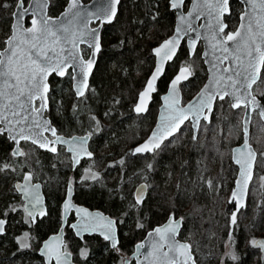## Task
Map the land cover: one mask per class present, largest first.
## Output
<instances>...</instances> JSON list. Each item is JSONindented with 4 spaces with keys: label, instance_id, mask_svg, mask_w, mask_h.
Instances as JSON below:
<instances>
[{
    "label": "snow or ice",
    "instance_id": "obj_1",
    "mask_svg": "<svg viewBox=\"0 0 264 264\" xmlns=\"http://www.w3.org/2000/svg\"><path fill=\"white\" fill-rule=\"evenodd\" d=\"M241 2L244 8L239 22L235 29H231L224 19L226 14H232L230 0H167V7L177 16V24L172 35L153 49L157 66L145 82L143 90L138 93L132 109L138 115L148 111V104L152 93L156 91V81L163 74L164 65L178 58L177 53L183 41L188 46L189 57L199 55L209 66V79L192 101L182 105L179 85L194 74V68L189 61L181 64L171 81V91L164 98V111L157 127L143 144L131 150L130 155L155 156L162 150V145L167 147L165 140L175 142L170 137L175 136L185 122L191 124L192 141L197 143L198 137L209 131L208 125L213 123V112L217 107L223 110L227 105L236 115L243 113L240 129L243 143L232 153V159L238 167L235 187L230 190L227 198V203L233 207L225 214L227 236L220 264H241L235 238L240 227L238 214L246 206L249 186L256 187L254 167L257 158L264 160V150H258L252 144L253 140L264 135V101L258 98L264 96V0ZM119 3L120 0H107L106 4L91 10L81 0H67L61 16L52 17L46 12L50 0H15L14 5L0 0V9H13L9 34L0 48V137L12 147L8 157L0 159V172H15L14 164L21 158L26 162L29 153L22 149V143H31L37 149L55 155L66 149L69 167L73 170L74 166H82L81 160H93L94 154L88 150L87 144L99 129V121L95 116L91 118L93 124L85 136L65 138L60 135L47 116L53 99L48 78L53 74L69 76L74 82L76 99L83 102L90 98L89 93L93 90L88 80L93 74L97 56L102 51L99 27L112 23L117 16ZM157 15L154 14L153 19ZM26 20L29 25L27 27ZM200 20L204 22L197 24ZM93 21H97L99 27H90ZM201 40L206 42L207 47L203 53L198 54L196 45ZM73 107L78 108V104ZM253 114L258 119L254 120ZM217 127L214 125L212 131L215 132ZM217 135L227 139L231 130L219 128ZM198 146L205 147L203 144ZM124 163L123 159L119 161L120 165ZM202 164L203 160L198 161V165ZM153 170V163H147L146 171ZM206 170V165L199 168V183L219 193L222 185L214 184L211 178L206 177ZM256 178L264 182V175H257ZM33 179L31 171L24 172L22 181L17 182L13 188L22 195L23 203L19 207L6 209L0 216L22 208L28 217L24 222L31 225L37 217L48 215L43 207L41 184L33 183ZM99 179V174L88 167L84 168L82 180L73 178L67 182L62 203V224H67L82 240L86 234L99 233L119 253L118 225L124 221L89 212L73 202L75 184ZM149 186L146 182L136 190L133 208L143 205L145 190ZM203 211L200 205L193 203L189 218L194 221L197 214H200L199 218L203 220ZM73 213L76 221L69 224L67 218ZM184 221L185 217L170 213L166 223L149 231L146 241L137 244L131 256H121L118 264H197L192 244L177 239ZM6 224L7 221L0 218V235L4 234ZM137 227L144 228L143 222L138 220ZM60 231H63V227ZM30 239L29 232H24L17 238L18 248H30ZM247 246L258 250L264 264V238L253 235L247 239ZM41 255L47 258V264H71V253L60 235L53 236L44 244ZM80 255L87 260V249L82 248Z\"/></svg>",
    "mask_w": 264,
    "mask_h": 264
},
{
    "label": "trees",
    "instance_id": "obj_2",
    "mask_svg": "<svg viewBox=\"0 0 264 264\" xmlns=\"http://www.w3.org/2000/svg\"><path fill=\"white\" fill-rule=\"evenodd\" d=\"M65 1L66 0H54V3L49 7V15H58L62 11ZM128 1L131 7L125 0H121L114 21L102 27V51L98 55L97 64L90 79V88L93 91L90 93V98L86 101L85 106L75 109L72 107V109H70V103L76 102L77 99L73 91L69 88V76H65L61 79L51 76L49 82L50 84L53 83L54 92L52 93L53 99L51 101V107L47 113L58 131H61L60 128L65 126L69 130L68 132L74 131L79 133L81 129L88 132L90 126L93 124L91 119L93 116H95L97 120L99 119L100 127L96 130L97 132H101V128L107 125L103 132V137H105L107 146L106 149L103 150V153H101L100 158L102 160H100L103 161V164L105 161L108 162V169L104 170V172H108V177L104 176L101 183L100 181L96 183L92 181L88 184H83V188L87 189L82 188V191L76 192L74 194V199L79 204L85 205L91 209L101 210L110 216L126 215V217L123 216V225H119V243L121 251L124 252H130L132 247L144 237L147 230L163 223L164 215L172 206L177 209L184 205L190 206L191 212L193 203H196L204 209L202 214L203 220L199 218L200 214H197V218L194 221L191 219L188 224H186V222L184 223L178 235L179 240H183L182 237L186 228H193L198 234L202 233V231L205 232L206 235L213 233L214 231L207 233L209 229L208 225H211V229L214 228L213 224L216 220L214 213L218 212L221 201L216 199L217 197H215L213 191L209 193V197H206L208 193H202L204 195L200 194L197 188H201L203 185H199L198 182L194 184V181H197L200 176L198 167L200 165H198V161L203 160V162H205L207 160L208 164L214 163L215 161L226 162L224 157L222 160L217 154H209L207 158L205 154L201 153L199 150L190 151L183 147L171 149V151H168L166 156L155 166L158 172V176L155 180L157 184L155 195L152 196V192L149 193L150 195L146 197L143 205L136 207L137 209L132 207V190H134L137 185L134 189L132 188L137 179L136 175L142 170H140V162L142 164V161L147 160L149 156L147 154L144 156L130 155L129 151L131 152L134 144H132V146L129 144V146L127 143L129 138L136 135L140 136L145 126L147 128L152 127V118L149 119L148 116L153 110V105L151 104L146 113L148 115L144 119V123L136 122L137 118L131 116V106L134 101L135 93L137 89L145 83L151 72H149V68L152 66L149 46L146 48V51L140 49L139 46L144 42L145 28L149 25L155 29V32L152 34L153 41L164 38L165 34V37H167L174 23V14L167 7V0ZM3 2L10 3L12 0H3ZM239 8V3L234 0L231 5L232 14L226 17V22L229 24L230 28H232L231 26H233V24L235 25L233 22L235 19L237 22ZM157 13L156 19H153V15ZM9 20L10 13L6 12L5 9H0V48L4 45L2 40L3 36L8 31ZM137 29H140V31H137ZM154 46H156V44ZM187 54L188 50L183 43L180 47L178 58L167 64L164 74L157 83L162 91L165 90L172 78L177 67V62L183 57L186 58ZM197 66L196 76L193 79H189L183 88V97L186 99H188L193 92L195 93L197 91L198 88L196 89V87L205 79V67L202 64H198ZM136 71L141 74L139 78L135 76ZM58 85L61 86L57 88ZM156 99L157 97L155 96L153 101H156ZM156 102H158V100ZM55 108L57 111H55ZM218 109L219 108L214 109L213 119ZM71 115H74L73 117H79L82 122L80 123L77 119L80 124L74 123ZM59 121L61 122V126L59 125ZM149 132L150 129L143 139L147 137ZM100 134L101 133H99V135ZM96 135L97 133L94 135V138ZM10 147L11 144L3 137H0V159L8 157ZM126 148L129 149L122 152L123 149ZM55 156L56 155L49 152L38 150L36 158L34 159L36 168L39 169V176L42 175L41 172H43L45 175L47 174V176H50L52 180L56 179L57 181V183L52 184V186L50 183V191L46 192L49 206L48 216L41 220H37L35 224H28L26 227L27 232H29L32 236L31 238H33L34 245L31 249H19L16 240L17 237L15 236V229L10 233L6 232L0 239V247L4 246L3 253L0 254V264H43L41 258L37 255L36 249L39 244L50 233L56 231L60 225V214L58 210L61 202L60 193L65 185L64 175L70 171L69 160H67V166H62L60 165V161L56 160L58 156ZM96 157L97 156L94 155V159H96ZM121 159L125 161L124 165L119 164ZM67 161L65 163H67ZM88 162L90 161H83L81 165L84 166ZM54 164L56 165L55 167H53ZM58 165L59 168H63L61 173L57 170ZM231 165L233 169L236 170V166L232 162ZM80 167L81 166L74 171V175L77 176ZM144 170H146V167ZM144 172L148 175L147 171ZM144 172L143 174H146ZM12 173L13 172H0V213L9 209L12 206L10 203L14 200L11 187V179H13L11 178ZM168 175L170 177H168ZM162 180L165 181L166 185L162 184ZM128 181L130 183H128ZM177 182L180 184V190H177V186H175ZM128 184H131L130 187H128ZM175 191L182 193L177 195ZM257 197L255 201H253L254 199H250L249 203L248 201L246 202V209L251 208L252 211L248 220V225L250 226L249 230L251 231H256L264 226V194H259ZM151 199L152 201L150 202ZM169 202L173 204L170 205ZM230 208H232V205L228 204L227 210ZM246 209H241L239 214L245 212ZM12 212L13 211H9L7 214L9 216L7 223L11 221L9 214H12ZM138 220L143 222L144 228L136 227ZM124 229L126 230L125 232ZM235 236H237L236 247L241 255V264H254L251 253H247V249H244L242 245L245 233L241 231L238 233L236 232ZM207 238L205 236L207 248L214 246L215 249L217 243L213 239L212 234L209 237L207 236ZM66 240L67 249L73 252L74 260L78 264H117V255L113 252V249L108 246V243L100 237H85L82 241L77 239L71 230L68 229L66 231ZM82 248L87 249L88 258L87 260L80 261L79 249Z\"/></svg>",
    "mask_w": 264,
    "mask_h": 264
},
{
    "label": "rangeland",
    "instance_id": "obj_3",
    "mask_svg": "<svg viewBox=\"0 0 264 264\" xmlns=\"http://www.w3.org/2000/svg\"><path fill=\"white\" fill-rule=\"evenodd\" d=\"M66 1L64 3L63 7L65 6ZM82 1L87 2L88 0H82ZM125 1L131 7V5L129 4V1L128 0H125ZM120 2H121V0H120ZM14 3H15V0H12V2H10L8 4L9 5H14ZM52 3H54V0H50V5H52ZM119 5H120V3H119ZM12 10L13 9L11 7L8 8V9H5L6 12L10 13V20H9L8 31L3 36V40H2L3 42L5 41V39L7 38L8 34H9V28H10V24H11V21H12V18H11ZM239 10H238V13H239ZM173 14H174V12H173ZM174 18H175V14H174ZM173 25H174V23H173ZM173 25L170 28L171 32H170L169 35L172 34ZM234 26H232L231 29H233ZM137 31H140V29H137ZM154 32H155V29L151 25L147 26V28H145V34H144L145 35L144 36L145 39L143 40L144 42H142L141 45L139 46L140 49H142L143 51H146V48L149 46V51H150V55H151V58H152V66L149 68V72L151 71V69H153V64H154V56L152 55V52H151L152 48L155 47L154 46L155 44L156 45L159 44L163 39H165V38H167L169 36L168 35L167 37H165L166 36V34H165L164 38H159L156 41H153L152 40V34ZM101 40H102V36H101ZM201 49H202V45L199 43V45L196 48V51H197L198 54L201 53ZM178 54H179V52H178ZM178 54H177V57H178ZM186 56H187L186 58L183 57L180 61L177 62L176 70L185 61H189L190 63H193L194 74L190 78V79H193L196 76V73H197V67H198L197 65L198 64H202L203 65V61H202V58L199 55L193 56L191 58L188 57V54ZM176 70H175V72H176ZM135 76L137 78H139L141 76V74L138 71H136ZM206 76H207V74H206V70H205V79H204V81H202V83H200L198 85V87H196V89L198 88L197 91L199 90V88L205 82ZM186 82H184V84H182V86H181L182 88L181 89L184 88V86L186 85L185 84ZM143 84L139 87V89H137V91L135 93L134 101L132 103L131 109L133 108V104H134V102L136 100V97H137L138 93L142 90V87L144 86ZM61 85H58L57 88L59 86H61ZM50 87L52 89V91L50 92V95L52 96V93L54 92L53 91L54 90L53 83L50 84ZM69 88H70L71 91H73L72 90V86H71V79L69 80ZM90 93H92V92H90ZM90 93H89V95H90ZM193 93L190 95L189 98H191L195 94V93L194 94ZM73 94H74V92H73ZM260 97H263V99H264V96H260ZM189 98L186 99L185 97H183L182 98V102L185 103L187 100H189ZM74 104H76V105L78 104V108H80L82 106H85L86 101L82 102V101H78L77 100L76 102H72V103H70V106H69L70 109H72ZM50 107H51V102H50ZM55 111H57L56 108H55ZM154 114H155L154 110H152L151 114H149V116H148L149 119L152 118L151 125H153L154 120H155V115L156 114L155 115ZM147 115L148 114H145V115H134L133 111H132V115L131 116L137 118L136 119L137 121L135 120L136 122H143L144 123V119L147 117ZM71 116L73 117L74 115H71ZM242 117H243V113H241L238 116L227 105H225L223 110L219 108L218 111L215 114V117L213 119V123L208 125L209 131L203 133L202 135H200L198 137V142L197 143H193V141H192V136H193L192 135V129L187 124L188 122L185 123V125L181 128L179 133L176 134L173 138L170 139V140H173L175 142L174 143H169V141H167L166 143H164L165 145H167V147H164L162 145V150H159L158 154H156L155 156H153L151 154H147L149 156L147 158V160L142 161V164L140 162V167H141L140 170L141 169L142 170L138 172V174L136 175L137 177L134 176L138 180L136 179L132 189H134V187L136 185H138V183H141V182L142 183H146L147 182L150 185L148 187V192H147V196L149 197V195H150L149 193L152 192V196H153V195H155V193L157 191V184L155 183V180H156V177L158 176V174H157L158 172H157L155 166H156V164L159 161H161L163 159V157L166 156L168 151H171V149L183 147V148H186V150H190V151L199 150V151H201V153H204L207 158L209 157V154L210 155L211 154H217V155H219V157L222 160H223V157L225 158L226 162H224V163H223V161H221V162L220 161L219 162L215 161L214 163L212 162V163L208 164L207 160H206L205 162H203L202 165L198 166L199 168H202L204 165H206L207 166V170L204 173V175L206 177L211 178L213 180L214 184L222 185V188H221L219 193H215L214 192L215 197H217L216 199L218 201H221V206L219 207L218 212L214 213V216H215V219H216L215 223L213 224V227H214L213 229L214 230L211 229L212 227H211L210 224L208 225L209 229L207 230V233H211L212 231H214L211 234H212L213 239L217 243L216 248L214 249V246H211V247L207 248V245L205 244V236L207 238V236L209 237L211 234L210 235H208V234L206 235L205 232H203V231H202V233L198 234L196 232V230H194L193 228H190V229L186 228L184 230V233H183L184 234L183 237H182L183 241L189 242L193 246L194 259L197 261V264H220L221 252L224 250L223 249V244H224V240L226 239V236H227V229L225 227V224H226V215L225 214L227 212V207H228L227 198L229 196L230 190L233 188V182H234V179L236 177V170H237V168H236V170H234L232 165H231V162H232L231 161V148L236 146V145H238L237 143L240 144V142L242 141V132L240 130L241 127H242V125H241ZM77 119L80 121V123L82 122L79 119V117L78 118L77 117H73V122L76 123V124H80L77 121ZM253 119L254 120L258 119L255 116V114H253ZM50 120H51V118H50ZM52 123H53V121H52ZM60 123L61 122L59 121V125H60ZM203 123L204 122H202V124ZM214 125L218 126L215 132L212 131V128H213ZM105 127H107V125ZM104 128H101V132H97L96 131L97 135L95 136V138H94V135H93V138L91 137V139H90V149L94 152V155L97 156L96 159L93 158V160H91L92 162L90 161V162L86 163L84 166H81L80 169L77 172V176L71 174V168H70L69 173H66L64 175L65 176V185L63 186L64 188L61 190V193H60L61 194V196H60L61 200L63 199V197L65 195V186H66L67 182L70 179H73V178L75 180H78V181L82 180L84 168L91 167L93 169V171H95V172H97L99 174L100 179L96 180V181H93L95 183L98 182V181H100V183H101V181L104 179V176L108 177V172L107 171L104 172L105 169H108L107 168V163L108 162L105 161L104 164H103V161H101L102 159L100 158L101 153H103V150H105L106 146H107L106 141H105V137H103V132L105 130ZM219 128H223V129H225V131L231 130V135L227 139L222 138L221 136L217 135V132L219 131ZM60 129H61V131L57 130L60 135L64 134V135L70 136V135H73V134L82 135V134L88 133L84 129H81L79 131V133L78 132H74V131L68 132L69 130L65 126L61 127ZM149 129H151V127L147 128L145 126L144 129L141 131V135L140 136L136 135V136H134L132 138H129L127 145L131 144V146H132V144H134V146H135L137 143H139L140 141L144 140L143 138L145 137V135L147 134ZM99 133H101V134L99 135ZM198 144H203V145H205V147L201 148V147L198 146ZM252 144H253L254 148H257L258 150H264V135H261L258 140H253ZM21 145H23V146H21L22 149L26 153H29V156H28L26 162L24 161V158H21L20 161L15 162L14 166L16 167V171L11 174V178H13V179L10 178L12 180V181L10 180L11 181V185H13L14 181L21 180L23 172L31 171L33 173L34 180L37 179V180H41L42 182L44 181L43 189H44V192L46 194V192L50 191V188H51L50 187V183H51V186H52V184H56L57 183L56 179L52 180V178L50 176H47V174L45 175L43 172H41L42 175L39 176V174H40L39 173V169L36 168V165L34 163V159L36 158V153H37V151L39 149H37L35 146H31L30 144L29 145L28 144H21ZM10 149H11V147H10ZM128 149L127 148L123 149L122 152H125ZM63 151L64 150H61L59 155H56L55 157L58 156L56 158V160L60 161V165L67 166L68 165V161L67 160H69V157ZM129 153H130V151H129ZM62 154H64V155H62ZM66 161H67V163H65ZM81 161L83 162L85 160H81ZM69 162H70V160H69ZM147 163H153V165H154V170L151 171V172H148V175H147L146 172H144V171H146V170H144V168L146 167ZM57 170H59L60 173H61L63 168H59V165H58ZM263 171H264V160H260V158L258 157L257 161H256V165H255V171H254V181L256 183V187L252 188V186L250 185L249 195H248V198H247L248 200H246V202L248 201V203H249L250 199H254L253 201H255V199L257 200V198H258L257 195H259V194L263 195L264 194V186H261L262 184H264V182H261V181H259L256 178L257 175H264ZM143 172L146 173V174H143ZM60 173H58V174H60ZM223 175H226V176H223ZM218 176H221V177H218ZM145 177H147V181L143 180V179H145ZM168 177H170V176L168 175ZM129 181H128V183H130ZM90 182H92V181L89 180V181H84L82 183L75 184L74 185L75 193L78 192V191H82L81 190L83 188L82 185L83 184H88ZM194 182H195L194 184H196V182H198L199 185H202V184L199 183V178H198L197 181H194ZM162 184L166 185L164 180H162ZM130 185L131 184H128V187H130ZM177 185L180 186L179 182H177L175 184V186H177ZM11 187H12V191H13V186H11ZM179 188H181V187H179ZM83 189H87V188H83ZM177 190H180V189L177 188ZM197 190L200 192V194L208 193V194H206L207 195L206 197H209L208 195H210L209 193L212 191V190H209L205 186H203L201 188H197ZM175 193L177 195H179L182 192L175 191ZM202 195H204V194H202ZM14 199L15 200H13V202L10 203V205L12 204V206H13V203H15V201H16V198H14ZM151 201H152V199L150 200V202ZM254 203H256V202H254ZM21 204L22 203H20L19 206ZM169 204L171 205L173 203L169 202ZM14 206L18 207V204H16V205L14 204ZM232 207H233V205H232ZM244 208L246 209V206ZM135 209H137V208H135ZM172 212H174L177 217H181V216L185 217L184 223L186 222V224H188L189 220H191V218H189L190 206H185L184 205V206H180L178 209L176 207H174V206L170 207L169 210L167 211V213L163 217V222L167 219L169 214L172 213ZM251 212H252L251 208H247L245 210V212H243L241 214H238V222H239L240 227H239V230L237 231V233L240 232V231L242 233H245V236L243 237V240H242V245H243L244 249H247V253H251V255H252L251 258H252L254 264H256V263L262 264V262L260 260V253L258 252V250L251 249V248H249L247 246V239L249 237L253 236V235L256 236L257 238H264V226L261 227L260 229L256 230V231L249 230L250 226L248 225V220L250 218ZM123 216L126 217V215L111 216V217L114 218V219L123 220ZM10 218H11L10 219L11 221H10V223H8V226H7V232L8 233L12 232L15 229V236L17 238H19V237H21L23 235L24 232H27L26 227L28 226V224L25 223L24 221L28 217H27L26 214H24V211H23L22 208H20V210L18 212L14 211L13 214H10ZM208 221H210V220H208ZM206 223H208V222H206ZM206 223H203V224L207 225ZM19 225H22V226H19ZM119 225H123V223L119 224ZM136 227H137V224H136ZM25 229H26V231H25ZM149 230H147V231H149ZM22 231H23V233H22ZM125 231L126 230L124 229V232ZM30 237H32V236L30 235ZM235 238H236V243H237V236H235ZM207 239H209V238H207ZM210 239H211V237H210ZM29 243L31 244V247L28 248V249H31L32 246L34 245L33 238L30 239ZM3 249H4V246H1L0 247V254L3 253L2 252ZM79 250H81V249H79ZM132 251H133V247H132L130 252L121 251V252L117 253L116 251L113 250V252L117 255V260L118 261H119V258L121 256H129ZM214 258H215V260H214ZM79 260L80 261L81 260H85L83 257H81L80 252H79ZM118 261H117V264H118Z\"/></svg>",
    "mask_w": 264,
    "mask_h": 264
},
{
    "label": "water",
    "instance_id": "obj_4",
    "mask_svg": "<svg viewBox=\"0 0 264 264\" xmlns=\"http://www.w3.org/2000/svg\"><path fill=\"white\" fill-rule=\"evenodd\" d=\"M29 2H30V0H29ZM237 2H239L240 4H241V6H242V9L244 8V5L242 4V2H241V0H237ZM81 3L84 5V6H86L87 8H89V9H91V10H94L95 8H97V7H99V6H101L102 4H106L107 3V0H89V1H87V2H83L82 0H81ZM66 4H67V1H66ZM66 4H65V6L63 7V9H62V11L57 15V16H52V17H60L61 16V14L65 11V7H66ZM118 8H119V5H117V13H118ZM46 12H47V15H49L48 13H49V7L46 9ZM241 13V12H240ZM175 14V13H174ZM50 16V15H49ZM226 16H228L227 14L225 15V17ZM225 17H224V19H225ZM239 17H240V14H239ZM239 17H238V22H239ZM114 21V20H113ZM112 21V22H113ZM12 22V21H11ZM204 21L203 20H200V21H197V24H200V23H203ZM92 24L93 25H95V26H92ZM108 23H105V24H103V25H107ZM111 24V23H110ZM176 24H177V16H176V14H175V18H174V25H173V29H174V27L176 26ZM25 26L27 27V26H29L28 25V20H26L25 21ZM90 27H92V28H97V27H99V24H98V22L97 21H93L90 25H89ZM103 27V26H102ZM102 27H99V31H100V35H101V31H102ZM173 29H172V32H173ZM201 31H203L202 29H201ZM172 35V34H171ZM171 35H169V36H171ZM168 36V37H169ZM167 37V38H168ZM167 38H165V39H167ZM165 39H163V40H165ZM6 40V39H5ZM162 40V41H163ZM161 41V42H162ZM184 42L182 41L181 42V45L183 44ZM199 43L202 45V49H201V53H203L205 50H206V42L205 41H203V40H201V41H199L198 43H197V45H196V48H197V46L199 45ZM157 46V45H156ZM155 46V47H156ZM185 46H186V48H187V50H188V46H187V44L185 43ZM81 47H83V45L81 46ZM155 47H153L152 48V50H151V52H152V55H153V49L155 48ZM154 56V55H153ZM189 56V55H188ZM201 57V56H200ZM189 58H191V57H189ZM202 58V57H201ZM97 60H98V56H97V59H96V64H97ZM202 61H203V65H204V67H205V70H206V74H207V76H206V80H205V82L203 83V85L199 88V90L186 102V103H182V94H181V90L179 91V98H180V101H181V104L182 105H186L188 102H190V101H192L196 96H197V94L200 92V90L203 88V86L207 83V81H208V79H209V72H208V65L207 64H205L204 63V60H203V58H202ZM172 61H170V62H168V63H171ZM168 63H166L165 65H164V70H163V74H164V71H165V68H166V65L168 64ZM156 66H157V58L156 57H154V66H153V69L151 70V72H150V74H149V76L147 77V79H149L150 77H151V75L154 73V71H155V68H156ZM94 69H95V67H94ZM94 69H93V71H94ZM179 70V69H178ZM178 70H177V72H176V74L178 73ZM71 71V70H70ZM162 74V75H163ZM175 74V75H176ZM162 75L160 76V78L162 77ZM174 75V76H175ZM52 76H55V77H57V78H63V77H59V76H56L55 74H53ZM174 76L171 78V80L169 81V83H168V88H167V91H166V93H164L162 96H161V98H160V100H161V104H160V106H159V108H158V112H157V116H156V119H155V123H154V126H153V128H152V130H151V132H150V134H149V136L151 135V133H152V131L157 127V125H158V123H159V120H160V115H161V113L164 111V104H165V100H164V98L166 97V96H168L169 95V93H170V91H171V88H170V84H171V81H172V79L174 78ZM51 77V76H50ZM50 77L48 78V82H49V79H50ZM159 78V79H160ZM190 78V77H189ZM90 79H91V77L89 78V80H88V83L90 84ZM147 79H146V81H147ZM159 79L156 81V85H157V83H158V81H159ZM145 81V82H146ZM185 81H187V80H185ZM185 81H183V82H185ZM182 82V83H183ZM71 86H72V90H73V92H74V96H75V91H74V82L71 80ZM144 86H145V83H144ZM144 86L142 87V90H143V88H144ZM179 89H180V85H179ZM155 93V92H154ZM154 93H152V95L154 94ZM152 99V98H151ZM150 104V103H149ZM149 104H148V107H149ZM133 109V108H132ZM133 111V110H132ZM133 113L135 114V115H138V114H136L134 111H133ZM146 113V112H145ZM145 113H142V114H139V115H143V114H145ZM243 118V117H242ZM50 119V118H49ZM186 123V122H185ZM192 128V127H191ZM178 133V132H177ZM176 133V134H177ZM192 133H193V129H192ZM175 134V135H176ZM86 134H83V135H72V136H65V135H62L63 137H65V138H71V137H73V136H75V137H81V136H85ZM149 136L146 138V139H144L140 144H138V145H141V144H143L148 138H149ZM170 138H172V137H170ZM90 140V139H89ZM89 140H88V143H89ZM165 141H167V140H165ZM164 141V142H165ZM243 143V133H242V141L240 142V144H238V145H236V146H234V147H232L231 148V161H232V163L236 166V168L238 167L235 163H234V161H233V159H232V153H233V150L235 149V148H237L238 146H240L241 144ZM31 144V143H30ZM138 145H136V146H138ZM34 146V145H33ZM135 146V147H136ZM36 147V146H35ZM134 147V148H135ZM87 148H88V144H87ZM133 148V149H134ZM39 150H41V151H44V150H42V149H39ZM66 150V149H65ZM88 150H89V148H88ZM90 151V150H89ZM135 156H137V155H135ZM76 168V166H74V169ZM73 169V168H72ZM254 169H255V167H254ZM23 177V176H22ZM235 179H236V177H235ZM235 179H234V181H235ZM22 181V179L20 180V181H16L15 183H14V185L17 183V182H21ZM34 183H39V182H34ZM40 184V183H39ZM141 185H144V184H139V185H137L136 186V188H135V190H134V194H135V192H136V190L141 186ZM235 187V184H234V182H233V188ZM232 188V189H233ZM249 188H250V186H249ZM19 193V192H18ZM40 193H41V195H42V197H43V207L45 208V205H44V201H45V199H44V195H43V192H42V189L40 188ZM20 194V193H19ZM146 196H147V188H146V190H145V196H144V200L146 199ZM21 197H22V195H21ZM22 200H23V197H22ZM246 200H247V197H246ZM246 200H245V204H246ZM63 201H64V199H63ZM63 203V202H62ZM77 205V204H76ZM77 206H80V207H83V208H86V209H88V211L89 212H92V213H101V214H103L104 216H106V217H110V218H112L111 216H109L108 214H105L104 212H102L101 210H98V209H89V208H87V207H85V206H81V205H77ZM244 208V207H243ZM243 208H241V209H243ZM240 209V210H241ZM74 216H75V214H74ZM69 217V216H68ZM38 218H41V217H38ZM168 218V217H167ZM68 219V218H67ZM114 219V218H113ZM75 221H76V217H75V220L72 222V223H75ZM166 221H167V219L162 223V224H160V225H163L164 223H166ZM65 226H66V224H62V216H61V225H60V227H59V229H58V231L55 233V234H52V235H50V236H48L42 243H41V245H40V247H39V249H38V255L39 256H41L42 258H43V263L44 264H47V258L46 257H44V256H42L41 255V250L43 249V246H44V244L47 242V241H49L53 236H56V235H60L62 238H63V240H64V228H65ZM157 226H159V225H157ZM157 226H155V227H157ZM61 227H63V231L61 232L60 230H61ZM155 227H153V228H155ZM152 228V229H153ZM152 229H150L149 231H151ZM181 230V229H180ZM180 230H179V233H180ZM73 232H74V230H72ZM149 231H147L146 233H145V235H144V237L138 242V243H136L135 245H134V247H133V252H132V254L134 253V251H135V246L137 245V244H139V243H141V242H144V241H146V237H147V233L149 232ZM5 233V232H4ZM74 234H75V232H74ZM91 236V235H97V236H99L100 238H102V239H104L103 238V236L102 235H100L99 233H93V234H86L85 236ZM179 235V234H178ZM1 236V235H0ZM75 236H76V234H75ZM78 239H80L78 236H76ZM177 239H178V236H177ZM179 240V239H178ZM106 241V240H105ZM179 241H181V240H179ZM108 244H109V246H110V243L108 242V241H106ZM181 242H183V241H181ZM111 248V247H110ZM147 249H145V251H146ZM131 254V255H132ZM130 255V256H131ZM70 262H71V264H75L74 262H73V260H72V254H71V256H70Z\"/></svg>",
    "mask_w": 264,
    "mask_h": 264
},
{
    "label": "flooded vegetation",
    "instance_id": "obj_5",
    "mask_svg": "<svg viewBox=\"0 0 264 264\" xmlns=\"http://www.w3.org/2000/svg\"><path fill=\"white\" fill-rule=\"evenodd\" d=\"M89 1V0H88ZM232 2H233V0H230V9H231V5H232ZM240 5V10H239V13L242 11V6H241V4H239ZM239 13H237V22H236V19H235V21H233L234 23H235V26H234V24H233V26H234V28L233 29H235V27L237 26V24H238V17H239ZM226 19V18H225ZM232 27V26H231ZM153 66H154V64H153ZM167 66V65H166ZM178 69H179V67H178ZM177 69V70H178ZM177 70H176V72H177ZM176 72L172 75V77L176 74ZM193 76V75H192ZM191 78V77H190ZM189 78V79H190ZM188 79V80H189ZM171 80V79H170ZM187 80V81H188ZM186 82V81H185ZM182 84H184V82L183 83H181L180 84V90H181V94H182V98H183V89H181L182 87ZM167 88H168V84H167V86H166V88H165V90L164 91H162L159 87H158V85H156V91H155V93L152 95V99H151V102H150V104H149V107H150V105L152 104L153 105V110H154V113L156 114H154L155 115V119H156V116H157V112H158V108H159V106H160V104H161V100H160V98H161V96L164 94V93H166V91H167ZM155 96L157 97V99H156V101L158 100V102H156L155 100L153 101V98H155ZM258 98L261 100V101H264V99H263V97H260V96H258ZM188 101V100H187ZM186 101V102H187ZM185 102V103H186ZM183 103V102H182ZM154 104H156V105H154ZM184 104V103H183ZM149 107H148V109H149ZM147 113V112H146ZM145 113V114H146ZM134 114V113H133ZM145 114H143V115H145ZM135 115V114H134ZM202 122H204V121H201V123ZM154 123H155V120H154ZM154 123H153V125H152V127H151V129L153 128V126H154ZM187 123V122H186ZM189 126H190V128H191V124L188 122L187 123ZM151 129H150V131H151ZM150 133V132H149ZM149 133H148V135H149ZM64 135V134H63ZM147 135V136H148ZM193 135V134H192ZM147 138V137H146ZM145 138V139H146ZM143 141V140H142ZM141 141V142H142ZM140 142V143H141ZM140 143H137L136 145H138V144H140ZM22 144H30V143H22ZM31 145V144H30ZM135 145V146H136ZM21 146H23V145H21ZM31 146H33V145H31ZM135 146H133V148L135 147ZM11 147H12V145H11ZM88 148H89V150L94 154V152L90 149V143H88ZM132 148V149H133ZM64 151L63 152H65V154H67V152H66V150L65 149H63ZM41 151V150H40ZM55 155V154H54ZM64 155V154H63ZM68 155V154H67ZM133 156V155H132ZM82 162V161H81ZM78 167L79 166H76V168L73 170L72 168H71V174L72 175H74V171L76 170V169H78ZM23 174H24V172L22 173V176H23ZM21 179H22V177H21ZM20 181V180H19ZM16 181H14L13 182V188H14V183H15ZM34 182H39L40 184H41V189H42V192H43V195H44V199H45V201H44V205H45V209L47 210V212H48V214H49V206H48V203H47V197H46V194H45V192H44V189H43V182L40 180H34L33 179V183ZM140 184H145V183H140ZM136 188V187H135ZM135 190V189H134ZM134 190H133V198H134ZM14 191V190H13ZM147 192H148V187H147ZM74 193H75V189H74ZM74 193H73V202L75 203V204H77V205H81V206H85V205H82V204H79L78 202H76V200L74 199ZM13 194H14V198H16V201H15V203H13V206H14V204L16 205V204H18V207H19V204L20 203H23V200H22V197H21V194H19L18 192H16V191H14L13 192ZM65 196V195H64ZM63 199H64V197H63ZM63 199L61 200V202H60V205H59V214H60V225H61V216H62V202H63ZM15 200V199H14ZM86 207V206H85ZM87 208H89V207H87ZM89 209H91V208H89ZM18 212V211H17ZM14 212H12V214H13ZM24 214H26L25 212H24ZM106 214V213H105ZM10 215V214H9ZM48 216V215H47ZM47 216H44L45 218L47 217ZM110 216V215H109ZM44 217H42V218H38L37 217V219H36V221H35V223L37 222V220H41V219H43ZM0 218H3V219H5L6 221H8V218H9V216L8 215H6V216H3V217H0ZM75 220V216H74V213L72 214V215H70L69 217H68V222H69V224L70 223H72L73 221ZM22 221V220H21ZM35 223H33V224H35ZM60 225L58 226V228H57V230L56 231H54V232H52V233H50L48 236H50V235H52V234H55L57 231H58V229H59V227H60ZM7 226H8V223L5 225V233L3 234V235H1L0 236V239H1V237H3L5 234H6V232H7ZM71 230V232L73 233V231H72V229L66 224V226H65V228H64V242L65 243H67V240H66V231L67 230ZM73 235H74V233H73ZM47 236V237H48ZM75 236V235H74ZM91 236H97V235H91ZM118 236H119V226H118ZM46 237V238H47ZM76 237V236H75ZM85 237H90V236H84V238ZM97 237H99V236H97ZM45 238V239H46ZM77 238V237H76ZM84 238H83V240H84ZM44 239V240H45ZM78 239V238H77ZM102 239V238H101ZM43 240V241H44ZM80 240H82V239H80ZM82 240V241H83ZM103 240V239H102ZM42 241V242H43ZM181 241H183V240H181ZM41 242V243H42ZM106 242V241H105ZM139 242V241H138ZM137 242V243H138ZM184 242H186V241H184ZM41 243L39 244V246L37 247V251L36 252H38V249H39V247H40V245H41ZM108 246H109V244H108ZM110 247V246H109ZM134 247V246H133ZM71 254H72V260H73V262L75 263V264H78L75 260H74V254H73V252L71 251V250H69V249H67ZM133 252V251H132ZM131 252V253H132ZM131 253H130V255H131ZM37 255H38V253H37ZM129 255V256H130ZM39 256V255H38ZM40 258H41V260H42V262H43V258L41 257V256H39ZM44 264V263H43Z\"/></svg>",
    "mask_w": 264,
    "mask_h": 264
},
{
    "label": "bare ground",
    "instance_id": "obj_6",
    "mask_svg": "<svg viewBox=\"0 0 264 264\" xmlns=\"http://www.w3.org/2000/svg\"><path fill=\"white\" fill-rule=\"evenodd\" d=\"M98 120H99V119H98ZM151 130H152V129H151ZM150 132H151V131H150ZM149 134H150V133H149ZM148 136H149V135H148ZM148 136H147V137H148ZM73 233H74V232H73ZM74 235H75V234H74ZM79 240H80V239H79ZM183 242H184V241H183Z\"/></svg>",
    "mask_w": 264,
    "mask_h": 264
}]
</instances>
